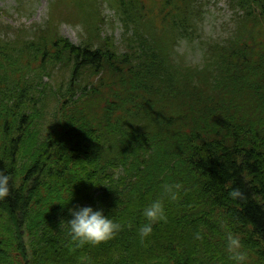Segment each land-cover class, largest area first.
I'll return each mask as SVG.
<instances>
[{
    "label": "trees",
    "instance_id": "1",
    "mask_svg": "<svg viewBox=\"0 0 264 264\" xmlns=\"http://www.w3.org/2000/svg\"><path fill=\"white\" fill-rule=\"evenodd\" d=\"M103 1L122 52L101 33ZM227 1L234 29L202 42L198 64L175 50L196 38V0H54L43 26L0 31V264H231L229 232L264 264V0ZM63 21L82 24L81 44L59 34ZM157 198L167 219L141 240ZM75 205L122 230L70 251L60 223Z\"/></svg>",
    "mask_w": 264,
    "mask_h": 264
},
{
    "label": "rangeland",
    "instance_id": "2",
    "mask_svg": "<svg viewBox=\"0 0 264 264\" xmlns=\"http://www.w3.org/2000/svg\"><path fill=\"white\" fill-rule=\"evenodd\" d=\"M54 0H0L1 35L13 37V30L43 26L49 17V5ZM151 4V0H145ZM157 3L159 0H155ZM200 18L197 23L196 38L193 41H179L175 47L176 52L190 64H198L202 56V42L210 40L220 41L234 29V10L227 0H196ZM99 12L103 19L100 30L103 36L113 38L119 52L123 51V27L112 5L103 1L99 5ZM8 29V30H7ZM59 34L79 45L85 39V31L79 22L63 21L58 25ZM64 72V71H63ZM55 70L53 78H60L64 74ZM51 111L46 114V119L51 118Z\"/></svg>",
    "mask_w": 264,
    "mask_h": 264
},
{
    "label": "clouds",
    "instance_id": "3",
    "mask_svg": "<svg viewBox=\"0 0 264 264\" xmlns=\"http://www.w3.org/2000/svg\"><path fill=\"white\" fill-rule=\"evenodd\" d=\"M10 177L0 172V200L9 196ZM174 186L171 184L163 185V192L175 198ZM229 195L233 199H242L243 193L239 188H233ZM71 198L57 203L66 206ZM71 217L67 221L61 220L60 225L66 222L68 236L70 239V251L83 249L85 246L97 247L114 239L122 230V224L116 222L110 216L105 215L103 209H94L91 206L75 205L67 209ZM142 215L145 219L138 229L141 240L147 239L153 232V225L160 221H165L166 210L161 198L151 200L142 208ZM225 252L231 264H249V255L241 242L238 234L229 232L225 238ZM82 264H90L85 258L81 257Z\"/></svg>",
    "mask_w": 264,
    "mask_h": 264
}]
</instances>
